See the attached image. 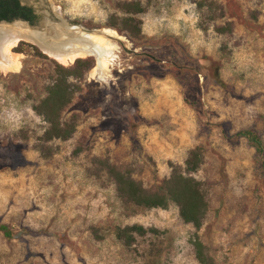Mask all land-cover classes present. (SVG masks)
Here are the masks:
<instances>
[{
  "label": "rangeland",
  "instance_id": "374dc122",
  "mask_svg": "<svg viewBox=\"0 0 264 264\" xmlns=\"http://www.w3.org/2000/svg\"><path fill=\"white\" fill-rule=\"evenodd\" d=\"M21 1L36 9L37 27L114 30L107 22L123 1L147 12L143 40L114 30L125 41L108 76L92 78L97 60L88 57L94 68L65 113L78 117L77 132L53 142L50 159L34 147L46 125L33 106L61 64L24 42L21 70L0 73V264H199L196 234L215 264H264V168L239 136L253 130L264 143V0H211L232 35L200 29L201 0ZM196 147L204 164L195 177L210 203L198 232L174 203L128 216L115 187L87 172L105 159L157 190ZM132 225L160 234L125 248L115 229Z\"/></svg>",
  "mask_w": 264,
  "mask_h": 264
},
{
  "label": "trees",
  "instance_id": "16d2710c",
  "mask_svg": "<svg viewBox=\"0 0 264 264\" xmlns=\"http://www.w3.org/2000/svg\"><path fill=\"white\" fill-rule=\"evenodd\" d=\"M197 10L200 13L199 27L202 31H208L210 27H213L218 35L233 34L231 23L217 24L225 19V12L215 1H199ZM146 12L147 8L141 2H118L115 5V13L107 22V27L126 35L134 42L141 41L143 40L141 17ZM15 20L26 21L32 26L39 23V17L34 15L30 8L22 6L19 0H0V22ZM22 45L27 44L21 42L18 48ZM30 47L37 50L34 46ZM14 51L22 53L20 49ZM93 68L94 61L89 58L78 59L71 68L56 65L54 79L46 89V96L33 106L35 114L46 125L43 135L38 138L34 146L42 158L50 159L57 153V149L51 146L53 142H67L76 134L78 117L66 118L65 113L72 105L75 96L81 91L82 81ZM214 79L217 85L225 87L217 71H215ZM239 136L246 139L254 148L256 159L264 168V143L260 136L253 130L242 131ZM203 164V149L196 147L190 150L183 166L171 165L170 177L157 190L146 189L141 182L133 178L129 171L105 159H94L87 172L90 177L99 181L106 180L115 187L116 196L128 216H133L139 211L166 209L170 203H174L178 207L183 223L191 225L198 232L210 209L205 185L195 177ZM1 230L6 237H11L5 226H1ZM114 234L116 240L125 248H131L138 237L158 236L160 232L154 228L147 229L141 225H132L117 227ZM192 244L199 264H215L207 247L200 241L197 234Z\"/></svg>",
  "mask_w": 264,
  "mask_h": 264
},
{
  "label": "bare ground",
  "instance_id": "6f19581e",
  "mask_svg": "<svg viewBox=\"0 0 264 264\" xmlns=\"http://www.w3.org/2000/svg\"><path fill=\"white\" fill-rule=\"evenodd\" d=\"M116 31L86 32L83 28L42 21L39 27L30 28L23 23L0 24V73L8 75L22 68L24 55L14 50L21 42L37 46L63 66H71L78 59L95 57L97 68L91 77L104 79L111 73V65L119 53L117 43L124 42Z\"/></svg>",
  "mask_w": 264,
  "mask_h": 264
},
{
  "label": "water",
  "instance_id": "95a60500",
  "mask_svg": "<svg viewBox=\"0 0 264 264\" xmlns=\"http://www.w3.org/2000/svg\"><path fill=\"white\" fill-rule=\"evenodd\" d=\"M15 22H20V23H23V24H25L26 26H28V27H30V28H36L37 27V25L36 26H32V25H30L28 22H26V21H23V20H15V21H13V22H5V21H2V22H0V24H12V23H15ZM42 22V21H41ZM41 24V23H40ZM40 24H39V26H40ZM38 26V27H39ZM86 32H91L90 30H86V29H84Z\"/></svg>",
  "mask_w": 264,
  "mask_h": 264
},
{
  "label": "flooded vegetation",
  "instance_id": "af4514ba",
  "mask_svg": "<svg viewBox=\"0 0 264 264\" xmlns=\"http://www.w3.org/2000/svg\"><path fill=\"white\" fill-rule=\"evenodd\" d=\"M19 2H20V4L22 6L27 7V8H30L32 10L33 14L36 15V16H38L39 17V20H40V16L38 15V13L36 12V9L34 7H32L31 5H28V4H24L21 0H19ZM62 22H63V20H61V22L59 24H61ZM66 24H68V23L66 22ZM68 25L71 26L70 24H68ZM72 27H75V26H72Z\"/></svg>",
  "mask_w": 264,
  "mask_h": 264
}]
</instances>
